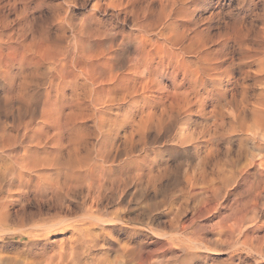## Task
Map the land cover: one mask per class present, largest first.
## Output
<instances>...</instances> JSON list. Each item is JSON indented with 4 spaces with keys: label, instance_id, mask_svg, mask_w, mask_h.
I'll list each match as a JSON object with an SVG mask.
<instances>
[{
    "label": "bare ground",
    "instance_id": "6f19581e",
    "mask_svg": "<svg viewBox=\"0 0 264 264\" xmlns=\"http://www.w3.org/2000/svg\"><path fill=\"white\" fill-rule=\"evenodd\" d=\"M235 1L0 0V264H261L264 0Z\"/></svg>",
    "mask_w": 264,
    "mask_h": 264
},
{
    "label": "rangeland",
    "instance_id": "374dc122",
    "mask_svg": "<svg viewBox=\"0 0 264 264\" xmlns=\"http://www.w3.org/2000/svg\"><path fill=\"white\" fill-rule=\"evenodd\" d=\"M219 2L222 4L221 5V7H222V9H223V12L224 13H230V14H237L238 13V5H237V1H235V0H219ZM228 3V4H227ZM231 4V5H230ZM228 5H230V7L228 8ZM259 8V7H258ZM231 11V12H230ZM241 14H243V10H240L239 11ZM252 144V141H249V145H251ZM233 156V155H232ZM243 247V248H242ZM242 247H241V245H240V247H238V249L237 250H234V252L236 253H239L238 255L240 256V258L239 257H237V256H234V258H232V260H233V262L234 263H236V262H239V260H243L244 262H250V261H257V262H260L261 264H263L264 263V258H261V257H259V256H257V255H254V253H255V251H253L254 249H250V247H248V246H243L242 245ZM263 248H264V245H263ZM244 251V252H243ZM253 251V252H252ZM233 252V253H234ZM252 252V253H251ZM231 253H232V250L230 251H228L227 252V254H223V255H221L220 257H218V263H216V264H223L224 262H225V260L227 259V256H229V255H231ZM248 254H251V255H248ZM236 257V258H235ZM223 258H225V259H223ZM238 258H239V260H238ZM221 259H223L222 261H221ZM246 260V261H245ZM222 262V263H220V262Z\"/></svg>",
    "mask_w": 264,
    "mask_h": 264
}]
</instances>
